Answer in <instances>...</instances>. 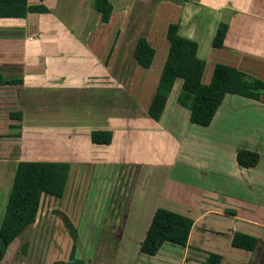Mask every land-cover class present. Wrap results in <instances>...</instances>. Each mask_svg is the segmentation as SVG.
I'll list each match as a JSON object with an SVG mask.
<instances>
[{"label": "crops", "instance_id": "crops-1", "mask_svg": "<svg viewBox=\"0 0 264 264\" xmlns=\"http://www.w3.org/2000/svg\"><path fill=\"white\" fill-rule=\"evenodd\" d=\"M109 1L113 12L107 23L102 22L101 14L93 8L94 0H43L49 13H29L22 19L0 18V73L6 78L23 80L22 84L0 86V185L7 182L9 192L19 161L61 155L59 151L51 154L50 150L56 140L60 143L65 140L61 135L64 129L42 126L35 135L34 124L58 125L73 120L78 127L68 140L76 146L79 140L90 139L92 130L121 131L118 124L130 122L122 113L121 116L114 113V81L110 87L103 81L115 80L117 76L120 91L131 92L129 81L123 78L128 72L124 61L130 60L132 52L134 56L140 37H145L156 50L150 69L136 65L137 62L130 66L133 73L139 67L141 86L154 83L146 102H139L146 114L168 54L170 24H178L180 36L198 43L197 55L206 62L204 83L210 82L219 63L264 81V0ZM29 3L38 4L40 0ZM134 11L142 12L143 16L132 18ZM133 20L138 29L134 28ZM220 23L227 24L228 30L222 46L215 48L213 40ZM181 84L178 79L159 123L174 130L178 141L187 143L185 151L190 156L186 190L178 196H172L171 192L169 198H165L166 190L158 195L156 191L154 198L160 199L149 204L147 213L142 207V213L138 210L133 219L146 221L152 219L156 209L166 208L193 220L187 246L173 247L177 250L176 259L159 264H202L208 252L220 254L221 264H264V92L258 100L227 94L211 124L203 127L192 124L190 112L177 103ZM16 111L22 112L20 139L14 138V129L10 128L16 123L10 114ZM79 132H85L86 136ZM34 138L48 141L50 149L20 150V140L34 141L30 140ZM188 144L192 145L190 150ZM242 148L258 153L260 158L255 167L239 166L236 156ZM67 149L68 146L66 152ZM71 152L77 156L78 149ZM54 159L45 161H61ZM170 185L176 189L182 186L179 182ZM126 216L121 217L125 221L121 225L139 230L137 226L141 223H128L130 217ZM118 219L119 216L115 218ZM235 232L256 237L255 250L234 248L231 240ZM21 238L8 246L0 264L9 263L8 251L16 241L19 245L17 242L14 245V257L21 253ZM29 250L30 246L28 253Z\"/></svg>", "mask_w": 264, "mask_h": 264}, {"label": "rangeland", "instance_id": "rangeland-1", "mask_svg": "<svg viewBox=\"0 0 264 264\" xmlns=\"http://www.w3.org/2000/svg\"><path fill=\"white\" fill-rule=\"evenodd\" d=\"M142 16V12L134 11L132 18L137 19ZM133 22L134 28L138 29L137 22L135 20ZM159 61L160 58L156 62V70L160 65ZM124 62H127L128 72L123 78L129 81L131 92L127 89V91H120L122 87L119 82L121 81L117 76L114 77L115 80L103 81L105 85L108 83L109 87L110 83L113 81L115 83L113 86L115 91L113 93L116 94L114 113L118 116L122 113L128 119L130 118L128 124H118L117 128L122 127V130L119 128L121 131L111 130L113 139L109 145H95L88 138L79 140L77 147L73 146L68 140L78 127L73 120H66L64 124L58 125L34 124L37 128L35 135L39 134V128L42 126L64 129L61 135L65 140L60 143L55 139V144H51L53 150H50L51 154L59 151L61 155L42 158L67 160L65 162L71 164L70 176L64 195L60 199L45 196L36 222L21 236L22 238L20 237L21 244L25 241L29 242V253L23 255L18 252L14 257L13 249L16 241L8 251L9 263L4 264H53L58 261H67L72 238L60 213H63L75 227L78 234V255L85 260L86 264H159L158 262H170L176 259L177 250L173 247L180 248L171 243L164 244L155 258L140 254L138 242L146 233L151 219L145 221L142 218L143 220L139 221L134 220L133 216L138 215L136 214L138 210L142 213V207H145L143 210L147 213L149 204L152 205L160 199V196L154 198L156 191L158 195L159 191L165 193L166 190L165 198H169L171 192L172 196H178L186 190V170L190 156L188 151H185L187 143L178 141L174 130L162 126L159 121L152 120L144 112V108H140L139 102H146L154 83H148V86H141L138 83L143 78L142 74H138L139 67L134 70V73L130 71L132 62L136 63L133 52L130 60ZM40 119L44 120V118ZM177 126L180 129L183 127L182 124ZM20 133L22 137V127ZM81 134L86 136L85 132H79V135ZM51 137H54L53 134ZM30 140L37 142L24 139L18 142L21 151L41 150L45 147L47 150L50 149L48 141L42 142L37 138ZM66 146H68L67 152ZM194 147L197 148L198 145L195 144ZM71 148L78 149L77 156L72 155ZM181 148L184 149L181 150ZM191 148L192 145L188 144V150ZM176 182L182 185L178 186V189L170 185ZM158 183L162 184L161 187H155ZM7 184L5 182L0 185V225L8 200ZM144 201L148 204H143ZM126 215L130 217V220L126 222L141 223V226H137L139 230H131L121 225L125 222L121 221V217ZM117 216L119 219L116 221ZM20 238H18L19 241ZM13 258L14 260L11 261Z\"/></svg>", "mask_w": 264, "mask_h": 264}, {"label": "trees", "instance_id": "trees-1", "mask_svg": "<svg viewBox=\"0 0 264 264\" xmlns=\"http://www.w3.org/2000/svg\"><path fill=\"white\" fill-rule=\"evenodd\" d=\"M93 8L101 14L103 23H107L113 12L109 0H94ZM43 0L38 4H30L29 0H0V18H26L29 13H49ZM228 25L220 23L213 40V47L222 46ZM179 25L170 24L167 29L169 50L160 74L152 101L148 107V115L155 121L162 117L167 101L174 89L176 81L182 84L177 96V103L190 112L192 124L207 127L211 124L222 101L227 94H236L258 100L264 92V81L252 78L238 69L225 64H216L209 83L203 82L206 62L198 55V43L179 35ZM156 50L145 37L136 43L134 57L138 65L151 68ZM21 78H6L0 73V86L22 84ZM16 121L10 128L14 129V138L21 137L22 112L10 114ZM111 130H92L90 140L94 144L109 145L112 142ZM237 162L244 168H253L259 162L256 152L239 149ZM71 164L65 161L21 160L18 162L9 192L5 213L0 225V262L4 258L8 246L36 222L41 208L42 197L49 196L60 199L67 188ZM70 237L72 246L67 261L53 264H86L78 255V234L68 218L60 213ZM59 215V216H60ZM193 220L180 213L166 208H158L154 212L150 225L140 243L139 253L147 256L158 254L162 246L171 243L181 247L188 244ZM258 244L256 237L235 232L231 245L234 248L254 251ZM29 242L25 241L21 254L27 255ZM222 256L208 252L202 264H221Z\"/></svg>", "mask_w": 264, "mask_h": 264}]
</instances>
